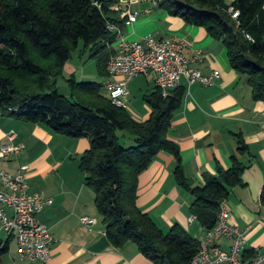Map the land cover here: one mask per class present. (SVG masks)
<instances>
[{
  "label": "trees",
  "instance_id": "obj_1",
  "mask_svg": "<svg viewBox=\"0 0 264 264\" xmlns=\"http://www.w3.org/2000/svg\"><path fill=\"white\" fill-rule=\"evenodd\" d=\"M119 1L0 0V111L58 134L89 139L90 147L80 156L79 168L85 184L94 191L97 211L113 246L133 242L154 264H192L200 241L178 223L163 231L137 207L139 174L159 152L172 154L174 178L194 196L190 211L208 230L217 222L222 201L243 183L245 166L233 156L230 168L218 164L214 175L205 176L204 185L191 186L179 148L168 139L173 113L185 93L182 86L171 89L167 97L159 87L144 95L152 109L145 121L113 104L99 83L71 78L69 97L57 86L63 66L80 41L99 57V72L108 75L106 63L114 52L109 44L115 33L107 26L119 23L112 9ZM156 1L170 15L204 27L221 41L232 68L246 77L253 99L264 101V0ZM229 7L239 11L238 18L231 16ZM120 131L130 135L132 145L120 143ZM238 143V153H244L247 145L241 137ZM260 200L264 206V189ZM6 250L7 245L0 248V264Z\"/></svg>",
  "mask_w": 264,
  "mask_h": 264
},
{
  "label": "crops",
  "instance_id": "obj_2",
  "mask_svg": "<svg viewBox=\"0 0 264 264\" xmlns=\"http://www.w3.org/2000/svg\"><path fill=\"white\" fill-rule=\"evenodd\" d=\"M124 9V4H120V9L113 11L119 20L115 25L127 40L139 41L146 35L180 38L186 42L184 51L188 57L201 58L191 63L194 68L205 75L219 71L211 85H189L185 78L181 79L179 86L184 87L185 93L181 106L173 113L168 139L179 148L182 168L191 186L204 185L205 176L214 175L218 164L228 169L232 157L237 156L245 169L243 183L233 187L225 199L230 206V222L246 233L242 257L264 252V206L260 200L264 189V101L253 99L246 77L230 65L225 45L204 27L186 24L179 16L170 15L156 0L131 3V11L137 12L132 23L122 16ZM141 77L144 84L139 82ZM120 79L122 76L107 78ZM135 84L148 95L157 88L155 75H140L127 84V109L133 118L145 121L152 112L145 100L137 113L129 110ZM11 130L17 134L14 142L22 148L17 154L0 158V168L15 173L21 165H28L30 191L53 199L38 217L55 240L50 260L30 262L18 255L16 238L7 237L0 229V248L7 245L2 264H154L133 242L116 247L109 241L94 191L85 184V175L79 168L80 156L90 147L88 138L58 134L42 124L0 111V145L8 142L7 133ZM239 137L247 145L244 153H238ZM174 166L172 154L161 151L156 155L138 176L137 207L163 231L178 223L201 241L207 229L197 219L189 221L194 196L177 184ZM83 216L95 218L96 223L83 224ZM217 244L229 250L230 240L221 238Z\"/></svg>",
  "mask_w": 264,
  "mask_h": 264
},
{
  "label": "built area",
  "instance_id": "obj_3",
  "mask_svg": "<svg viewBox=\"0 0 264 264\" xmlns=\"http://www.w3.org/2000/svg\"><path fill=\"white\" fill-rule=\"evenodd\" d=\"M134 1L136 0H120L112 9L119 10L120 4H124L122 16L126 17L127 23H132L137 18V12L130 9ZM230 11L236 18L239 17L238 10L230 7ZM107 29L115 33L113 42L116 46L106 63V70L108 75L122 76V79L105 81L103 90L118 107L127 108V84L140 75L154 74L157 87L164 97L169 95L171 89L179 86L182 78H185L189 85H211L219 76L217 70L205 75L194 68L191 63L201 58L188 57L184 51L186 42L180 38H156L146 35L139 41H129L117 25L108 24ZM16 136L13 130L7 133L8 142L0 145V158H8L20 151L22 145L14 142ZM28 169V165H21L17 172L9 173L0 168V229L7 237L16 238L18 255L21 258L30 262H47L51 258V246L55 239L49 229L41 223L38 215L46 205L52 204L53 199L40 192L30 191L26 174ZM230 217V206L224 205L223 226L217 232L206 230L204 238L200 241V257L195 264H264V252H258V256L252 258H239V249H243L246 233L232 224ZM195 219L194 215L189 217V221ZM81 222L94 225L96 219L83 216ZM221 238L230 240L229 250H224L217 244Z\"/></svg>",
  "mask_w": 264,
  "mask_h": 264
},
{
  "label": "rangeland",
  "instance_id": "obj_4",
  "mask_svg": "<svg viewBox=\"0 0 264 264\" xmlns=\"http://www.w3.org/2000/svg\"><path fill=\"white\" fill-rule=\"evenodd\" d=\"M113 45H115V42H113ZM98 60L99 57L93 55L92 50L85 47L83 42L80 41L78 48L73 51L71 58L63 66L62 74L57 78V86L60 93L69 97L71 92L69 79L71 78L77 82L99 83L102 85V92H104V82L107 80L108 75H102L99 72ZM139 82L144 84V77H141ZM138 88L139 85L135 84L130 95L129 110L133 114L137 113V110L143 107V96L147 93L145 90L141 91ZM119 135L122 145L129 146L133 144V141L129 140L130 135L126 131H120Z\"/></svg>",
  "mask_w": 264,
  "mask_h": 264
},
{
  "label": "bare ground",
  "instance_id": "obj_5",
  "mask_svg": "<svg viewBox=\"0 0 264 264\" xmlns=\"http://www.w3.org/2000/svg\"><path fill=\"white\" fill-rule=\"evenodd\" d=\"M228 12L231 14V16H232L233 18H236V16L234 15V13H233L232 11H230V7H229ZM246 37L248 38L247 35H246ZM112 43H113V42H112ZM112 43H110L109 46H110L111 48L114 49V46H113ZM111 56H112V55H111ZM224 205H229L228 202H227V200H224V203H221V205H220V210H219V212H218L217 222H216V224L210 229V232H217V230H218L221 226H223V222H224ZM256 256H258V254H257ZM199 257H200V250H199V252L197 253V255L194 257V259H193V261H192V264H195L196 261H197V259H199ZM239 258H243V257H242V249H239Z\"/></svg>",
  "mask_w": 264,
  "mask_h": 264
}]
</instances>
